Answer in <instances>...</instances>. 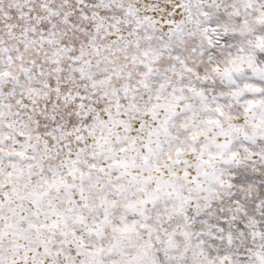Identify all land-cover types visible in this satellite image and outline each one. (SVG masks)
<instances>
[{
    "label": "snow or ice",
    "instance_id": "6c2138e0",
    "mask_svg": "<svg viewBox=\"0 0 264 264\" xmlns=\"http://www.w3.org/2000/svg\"><path fill=\"white\" fill-rule=\"evenodd\" d=\"M0 264H264V0H0Z\"/></svg>",
    "mask_w": 264,
    "mask_h": 264
}]
</instances>
